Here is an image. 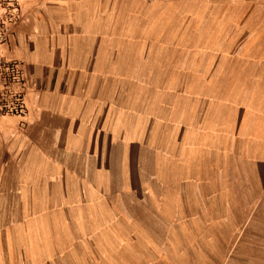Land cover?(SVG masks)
Instances as JSON below:
<instances>
[{"label": "crops", "instance_id": "0c3cea01", "mask_svg": "<svg viewBox=\"0 0 264 264\" xmlns=\"http://www.w3.org/2000/svg\"><path fill=\"white\" fill-rule=\"evenodd\" d=\"M188 1L16 0L0 264H139L150 226L170 249L228 195L264 204V11Z\"/></svg>", "mask_w": 264, "mask_h": 264}, {"label": "rangeland", "instance_id": "374dc122", "mask_svg": "<svg viewBox=\"0 0 264 264\" xmlns=\"http://www.w3.org/2000/svg\"><path fill=\"white\" fill-rule=\"evenodd\" d=\"M187 5L202 11L204 17L213 13L227 15L230 11L236 15L244 11H264V0H197L188 1ZM11 6H16V0L5 4L0 0V43L7 38L17 17L16 9ZM3 62L6 63L0 57V114L4 110L19 112L21 101L18 95L22 94L19 72L16 66L12 69ZM258 195H228V203L220 201L217 218L212 211L211 220L204 217V224L197 226L198 241L185 240L194 235L195 229L190 232L192 228L183 225L180 227L184 231L183 241L169 243V249L168 243L160 240L165 237L163 227L150 226L155 240L151 245L160 257L139 258V264H264V204L261 206L258 202ZM186 245L191 248L182 249ZM194 246H198L196 250ZM186 253L193 256H186Z\"/></svg>", "mask_w": 264, "mask_h": 264}, {"label": "trees", "instance_id": "16d2710c", "mask_svg": "<svg viewBox=\"0 0 264 264\" xmlns=\"http://www.w3.org/2000/svg\"><path fill=\"white\" fill-rule=\"evenodd\" d=\"M3 1V3L5 4V2H9V1H11V0H2ZM13 1V0H12ZM13 9H16V6H11ZM3 64L4 65H6V66H8V67H11L12 69H13V67L15 66V63H13V62H3ZM18 97H19V99H20V101H21V98H22V94H19L18 95ZM8 113V112H10V111H8V110H4V112H2V113ZM11 112H15V111H11Z\"/></svg>", "mask_w": 264, "mask_h": 264}, {"label": "built area", "instance_id": "2783aa9c", "mask_svg": "<svg viewBox=\"0 0 264 264\" xmlns=\"http://www.w3.org/2000/svg\"><path fill=\"white\" fill-rule=\"evenodd\" d=\"M21 108V107H20Z\"/></svg>", "mask_w": 264, "mask_h": 264}]
</instances>
